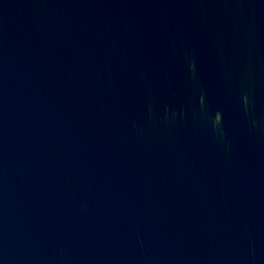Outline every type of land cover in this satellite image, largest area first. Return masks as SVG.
<instances>
[{
	"label": "water",
	"instance_id": "obj_1",
	"mask_svg": "<svg viewBox=\"0 0 264 264\" xmlns=\"http://www.w3.org/2000/svg\"><path fill=\"white\" fill-rule=\"evenodd\" d=\"M38 0H0V264H40L34 139Z\"/></svg>",
	"mask_w": 264,
	"mask_h": 264
}]
</instances>
